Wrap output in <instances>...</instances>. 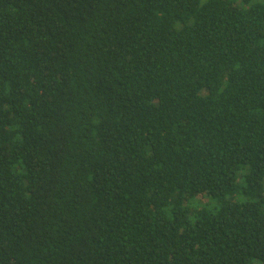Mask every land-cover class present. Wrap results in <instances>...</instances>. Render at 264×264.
<instances>
[{
    "label": "trees",
    "instance_id": "trees-1",
    "mask_svg": "<svg viewBox=\"0 0 264 264\" xmlns=\"http://www.w3.org/2000/svg\"><path fill=\"white\" fill-rule=\"evenodd\" d=\"M0 264H264V2L0 0Z\"/></svg>",
    "mask_w": 264,
    "mask_h": 264
},
{
    "label": "rangeland",
    "instance_id": "rangeland-1",
    "mask_svg": "<svg viewBox=\"0 0 264 264\" xmlns=\"http://www.w3.org/2000/svg\"><path fill=\"white\" fill-rule=\"evenodd\" d=\"M201 3H205L207 0H200ZM254 1H258V2H264V0H254Z\"/></svg>",
    "mask_w": 264,
    "mask_h": 264
}]
</instances>
